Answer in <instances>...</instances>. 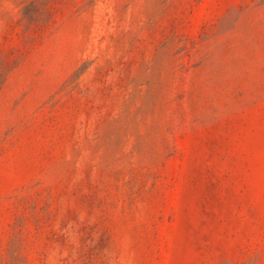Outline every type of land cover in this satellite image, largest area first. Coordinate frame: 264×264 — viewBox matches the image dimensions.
Segmentation results:
<instances>
[{"label":"rangeland","instance_id":"obj_1","mask_svg":"<svg viewBox=\"0 0 264 264\" xmlns=\"http://www.w3.org/2000/svg\"><path fill=\"white\" fill-rule=\"evenodd\" d=\"M0 264H264V0H0Z\"/></svg>","mask_w":264,"mask_h":264}]
</instances>
